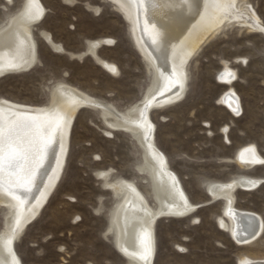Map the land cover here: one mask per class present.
Listing matches in <instances>:
<instances>
[{"label":"rangeland","instance_id":"rangeland-1","mask_svg":"<svg viewBox=\"0 0 264 264\" xmlns=\"http://www.w3.org/2000/svg\"><path fill=\"white\" fill-rule=\"evenodd\" d=\"M39 2L45 13L33 29L35 64L28 73L0 79V99L48 106L60 84L119 112L144 99L153 84V72L135 49L129 24L115 6L107 0ZM24 4L25 0H0V26ZM244 4L255 11L264 29V0H239L238 5ZM42 32L63 51L53 49ZM96 40H110L95 53L113 64L117 75L105 71L92 56L71 59V54L85 52L88 42ZM223 61L237 73L231 87L238 101L236 115L218 103L228 88L217 80ZM185 72L181 101L153 111L151 120L158 149L197 211L184 219L157 220L153 264L264 261V229L252 244L237 245L218 224L224 204L212 203L206 191L211 183L241 175L264 179V165L244 172L226 162L248 145L256 146L264 158V31L233 21L203 43ZM141 164V149L132 134L111 130L99 110L81 109L60 181L39 216L14 244L20 263L128 264L116 251L114 230L106 233L121 198L107 190L96 173L108 171V181L135 182L154 208L148 177L137 170ZM236 208L258 214L264 223V183L253 191L237 192ZM6 215L7 209L0 206V231Z\"/></svg>","mask_w":264,"mask_h":264},{"label":"bare ground","instance_id":"bare-ground-1","mask_svg":"<svg viewBox=\"0 0 264 264\" xmlns=\"http://www.w3.org/2000/svg\"><path fill=\"white\" fill-rule=\"evenodd\" d=\"M107 1L129 24L134 47L153 72V84L142 101L124 112L63 84L54 88L48 106L0 99V130L7 133L9 129H15L16 146L24 150L20 167L15 172L10 171L6 163L0 167V206L7 209L0 231V264H21L14 252V244L39 216L60 181L72 127L81 109L99 110L111 130L132 134L141 149L142 164L137 170L148 177L154 208L135 182L108 181V171L96 173L104 187L121 198L106 233L114 230L115 247L128 264H153L155 225L159 218L184 219L197 211L155 143L151 113L181 101L186 91L185 66L203 43L233 21L250 30L262 31L260 20L253 9L245 4L238 5L239 0ZM44 13L39 0H25L21 11L0 26V75L34 66L37 53L33 29ZM40 34L53 49L63 51L45 32ZM109 43L110 40L88 42L85 52L70 57L82 60L86 55L92 56L100 67L115 76L118 69L95 53ZM221 65L217 80L228 88L218 103L236 115L238 101L231 87L237 73L228 62L223 61ZM61 116L64 117L62 122L59 121ZM234 154L226 162L237 165L244 172L264 165V158L254 145L241 147ZM262 183V178L241 175L207 186L210 201L224 204L223 217L218 224L239 246L250 245L259 239L264 223L258 214L236 208V193L253 191ZM239 264H264V261L242 258Z\"/></svg>","mask_w":264,"mask_h":264},{"label":"snow or ice","instance_id":"snow-or-ice-1","mask_svg":"<svg viewBox=\"0 0 264 264\" xmlns=\"http://www.w3.org/2000/svg\"><path fill=\"white\" fill-rule=\"evenodd\" d=\"M66 2H70V0H66ZM261 30L264 31V29ZM228 75L230 78H234L231 73H228ZM63 119V116L59 117L60 122ZM57 127H59V122ZM45 147H47V144ZM23 151V148L16 146L15 129H9L7 133L0 130V167L6 163L9 170L15 172L16 168L20 167V161L23 159Z\"/></svg>","mask_w":264,"mask_h":264},{"label":"water","instance_id":"water-1","mask_svg":"<svg viewBox=\"0 0 264 264\" xmlns=\"http://www.w3.org/2000/svg\"><path fill=\"white\" fill-rule=\"evenodd\" d=\"M40 21H41V20H40ZM40 21H39L38 23H36V24H39ZM31 69H32V67H30V68H28V69H26V70L18 69V70L13 71V72H7V73H5V74L0 75V79H2L3 77L9 75L10 73H12V74H13V73H17V74L28 73V72L31 71ZM116 251H117V249H116ZM117 253H119V252L117 251ZM119 254H120V253H119ZM120 255L122 256V254H120Z\"/></svg>","mask_w":264,"mask_h":264}]
</instances>
